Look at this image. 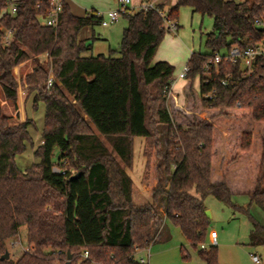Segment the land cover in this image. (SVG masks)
Returning <instances> with one entry per match:
<instances>
[{
  "label": "trees",
  "instance_id": "trees-1",
  "mask_svg": "<svg viewBox=\"0 0 264 264\" xmlns=\"http://www.w3.org/2000/svg\"><path fill=\"white\" fill-rule=\"evenodd\" d=\"M37 1L15 0L11 14L7 0H0L4 96L17 101L14 69L33 57L47 54L57 80L44 90L48 69L39 61L25 76L35 105L44 101L46 112L35 150L40 160L24 170L16 156L26 150L33 120L11 123L0 107V264H53L54 253L68 258L69 252L71 261L81 259L78 264H148L137 258L136 247L151 245L161 206L197 247L210 225L208 196L246 213L253 225L251 245L264 246V216L258 219L251 210L255 205L264 213V56L246 69L240 62L205 67L235 45L244 49L264 41V0H177L167 10L158 4L141 7L125 14L119 49L89 56L84 52L91 44L79 34L101 24L98 11L76 15L65 2L55 28L42 23ZM184 5L210 15L213 28L205 33L208 50L190 55L187 103L179 105L172 94L175 67L153 60L170 30L159 10L179 29ZM6 29L13 30L8 45ZM197 75L199 95L193 86ZM160 125L167 126L166 148ZM136 137L145 139L141 186L127 170ZM237 193L250 197L248 206L233 201ZM22 226L32 250L2 260L7 241ZM199 256L206 264H220L215 245L201 248Z\"/></svg>",
  "mask_w": 264,
  "mask_h": 264
},
{
  "label": "rangeland",
  "instance_id": "rangeland-1",
  "mask_svg": "<svg viewBox=\"0 0 264 264\" xmlns=\"http://www.w3.org/2000/svg\"><path fill=\"white\" fill-rule=\"evenodd\" d=\"M10 1L11 2L8 9L11 8V5L15 0ZM70 1L73 3L74 8H76L77 11H83L84 9L91 10L92 7H95L100 11L116 8V5H113V0ZM126 19L127 18L125 15H122L118 19L117 23L109 27H102L101 24L95 25L94 29L96 35L99 33L105 35L109 29H115L107 40L103 39L104 36H102L101 39H96L93 47L89 50H86L84 55L89 56L100 53L108 54L111 49H119L122 32H119L116 28H118L121 23L125 22ZM178 23L180 25L179 29L169 30L165 38H170V36L177 37L179 36L177 35L179 33L184 41L189 46L193 47L195 51L205 52L208 50L205 44V33L211 31L213 28V18L210 15H203L200 12L193 13V9L190 6L184 5L180 8ZM90 30V27L83 28L79 36L81 38L87 37V35L90 34ZM179 43L183 45L185 44L184 42ZM176 46L178 48H176ZM186 49L189 51L186 44L184 47H182V45L178 46L177 43L174 45L172 42L167 41V43L164 44L163 52L166 55H172L177 52L185 53ZM37 61H39L48 69V77H54L52 63L47 54L39 56L38 59L33 57L25 62L23 69H19L17 71L16 68L14 69V73L18 81V94L21 92V86L28 87L29 89V86L25 83L24 79L25 76L32 71L33 66L37 63ZM187 61L188 60L186 59L184 64H180L179 66L174 64V93L179 95L180 104L184 102L183 93L184 95L186 94V85L184 87L183 85L185 82L188 83L189 80H187V78L180 79L179 74L181 71H183ZM18 75L20 78H18ZM21 75L23 76L21 77ZM48 81L49 80H46L42 85L44 90H51L53 87V85L47 87ZM56 81L57 80H53V83ZM194 86V93L199 95L200 75L196 76V79L194 80ZM34 95L35 91L32 92L31 96L26 102V110L29 116L27 118H31L33 120L29 126L30 140L27 141L26 150L16 156V163L22 170L31 166L33 163L39 162L40 160L36 156L35 150L41 144L42 140V132L45 124L46 104L44 101H39L35 105ZM192 100L193 99L191 98V101ZM193 102L197 103L195 99ZM0 107L2 108V112L10 117L11 123H19L18 103L17 101L14 102L4 96L1 85ZM196 107H198V104H196ZM208 116L209 114H202L200 117L207 118ZM181 118L182 114L181 116L179 114V119ZM159 127L162 132L163 148H166L167 126L160 125ZM92 128L94 132H98L94 127ZM100 138L109 148V150L112 151L120 164H123L118 155L114 152L110 141L102 135H100ZM142 139V137H136L134 140L133 165L131 168H127L131 178L139 186H141L143 170L145 167L143 149L142 147L140 148V142ZM158 161L159 158L156 157L155 163ZM233 201L240 206H248L250 203V197L245 193H237L233 196ZM162 206L160 209L162 213L157 219L156 230L151 245L147 249L139 252L137 255L145 256L146 262L148 264H206V262L199 256V250L202 248V244H205L207 249H209L213 236H216L217 238V243L215 246L218 247V260L220 264H255L252 260V253H258L262 258V264H264V246H252L250 243V235L253 229L252 222L246 213L235 210L229 203L219 200L214 196H208L205 199V206H207V209L211 212L210 225L208 226L205 239L198 243L197 247L188 242L179 226L175 225L170 219H167L164 216V209ZM251 210L258 219L264 216L263 211L255 205H252ZM183 248L186 250L187 257L184 256ZM7 250L10 252V258H13L14 260H17L24 252L32 250V245L27 242L26 226H22L19 233L7 241ZM46 250L51 251L49 248ZM67 260L68 258L65 255H59L56 253L53 255V264H65ZM80 261L81 259L74 262L71 261V264H78Z\"/></svg>",
  "mask_w": 264,
  "mask_h": 264
},
{
  "label": "built area",
  "instance_id": "built-area-1",
  "mask_svg": "<svg viewBox=\"0 0 264 264\" xmlns=\"http://www.w3.org/2000/svg\"><path fill=\"white\" fill-rule=\"evenodd\" d=\"M117 1H118L117 8L109 9L106 11H98V14L102 17L101 25L109 26L115 23L116 21H118L120 16L132 12L131 11L132 0H117ZM7 2L8 4H10L11 1L7 0ZM65 2L66 0H39L36 2L34 8L37 11L41 9L44 11V14L40 15L43 24L56 28L60 23V17L63 12ZM154 6L155 3L153 0L147 3H142L141 5V7L144 8L154 7ZM9 11L11 14H15L16 5L14 2L12 3ZM159 11L165 18L166 27H168L170 30H176L177 29L176 21L170 20L166 16V13L162 12L161 10ZM261 23L264 26V21H262ZM12 38H13V30L6 29L3 35L4 44L6 45L10 44ZM259 56H264V41L244 49H240L238 46L235 45L228 51L217 53L214 56V58L210 59L209 62L206 63L205 67L206 69L209 70L210 68H212V66H216V69L218 70V66L221 62H229V63L240 62L242 68L246 69V68H250L254 60ZM188 71H189V66L188 64H186L184 66L183 71L180 72L179 77L182 78L186 77ZM48 80L49 81L47 87H50L53 84L54 77L50 76ZM223 83H225V81ZM56 170L59 169L56 167ZM216 243H217V238L216 236H213L211 240V245H216ZM201 246L202 248H207L205 244H202ZM147 248L141 249L139 247H136V256L138 255L139 252ZM83 256L84 257L88 256L87 250L83 251ZM137 258L142 263L146 262V258L143 255L137 256ZM252 260L255 264H261V259L257 254H252Z\"/></svg>",
  "mask_w": 264,
  "mask_h": 264
},
{
  "label": "crops",
  "instance_id": "crops-1",
  "mask_svg": "<svg viewBox=\"0 0 264 264\" xmlns=\"http://www.w3.org/2000/svg\"><path fill=\"white\" fill-rule=\"evenodd\" d=\"M114 1V4L113 5H116V8L118 7V1L117 0H113ZM154 1V3L155 4H158V5H161V6H163L164 7V9L165 10H167V9H169V8H171L175 3H176V1L177 0H153ZM66 2H68L69 3V5L71 6V9H72V11H73V13L74 14H76V15H80V16H82V15H84L87 11H90V9H84L83 11H77L76 10V8H74V5H73V3L70 1V0H66ZM142 3H143V1L142 0H132V6H131V11L132 12H134V11H136V10H138L139 8H141V5H142ZM112 5V6H113ZM92 9H95V10H97V11H100L99 9H97V8H95V7H92ZM91 9V10H92ZM112 9V8H111ZM118 21H116L115 23H117ZM115 23H113V24H115ZM113 24H111V25H113ZM111 25H109V26H111ZM128 25V20L126 19L125 20V22H123V23H121L120 24V26H118V28H116L119 32H122L123 33V30H124V28L126 27ZM102 27H109V26H103V25H101ZM90 34L89 35H87V37H85V38H81L80 36V38L81 39H87L88 41H87V43H89V44H91V48L93 47V44H94V42H95V40L96 39H101V37L102 36H104L103 37V39H108L109 38V36L111 35V33L113 32V30L115 29V28H112V29H109L108 31H107V33H105V35H102V34H98V35H96V32H95V29L94 28H91L90 27ZM81 33V32H80ZM168 33V32H167ZM166 33V34H167ZM80 35V34H79ZM177 35H179V36H177V37H172V36H170V38H165V39H163V41H162V43L160 44V46H159V48H158V50H157V53H156V55H155V57H154V60H153V63H155V62H157V61H168V62H170L174 67H175V65H180V64H184V62L186 61V59L187 60H189L188 58H190V55H191V53L193 52V51H195V49L193 48V47H191V46H189L185 41H184V39L181 37V35L178 33ZM166 36V35H165ZM167 41H169V42H172L174 45H175V43H177V45L179 46H181L182 45V47H184V45L186 44L187 45V47H188V49H189V51L186 49V51H185V53L184 52H177V53H175V54H172V55H166V54H164V52H163V49H164V44L165 43H167ZM178 41V42H177ZM179 42H184L185 44L183 45V44H180ZM176 48H178L177 46H176ZM180 53V54H179ZM184 53V54H183ZM188 62V61H187ZM175 64V65H174ZM25 65V63H23V64H21V65H19V66H17L16 67V71L17 70H21V69H23V66ZM175 71V70H174ZM23 75H21V77H22ZM18 78H20V76L18 75ZM180 79H186V77H184V78H182V77H179ZM196 79V78H195ZM194 79V80H195ZM20 80V79H19ZM175 80V79H174ZM188 80V79H187ZM188 84H189V82L187 83V82H185L184 83V85H183V87L186 85V87L188 86ZM174 86H175V82H173V85H172V94L176 97V99H177V102H178V104L179 105H185L186 103H187V99H186V95H184V93H183V96H184V102L182 103V104H180V99H179V95H176L175 93H174ZM193 86H194V82H193ZM195 87V86H194ZM20 89H21V92L18 94V100H17V103H18V113H19V120H18V122H22V121H24L27 117H29L28 116V113H27V110H26V102H27V100H28V98L31 96V94H32V92L33 91H30L29 89H28V87H23V86H21L20 87ZM143 138V137H142ZM136 139V138H135ZM144 138L142 139V141L140 142V148L142 147V149H143V147H144ZM57 153H59V152H57ZM145 162H146V159H145ZM206 208H207V206H206ZM252 254H257V255H259L258 253H252ZM251 254V255H252ZM259 257H260V259H261V264H262V258H261V256L259 255Z\"/></svg>",
  "mask_w": 264,
  "mask_h": 264
},
{
  "label": "water",
  "instance_id": "water-1",
  "mask_svg": "<svg viewBox=\"0 0 264 264\" xmlns=\"http://www.w3.org/2000/svg\"><path fill=\"white\" fill-rule=\"evenodd\" d=\"M80 173H76L73 175V177H77ZM205 213L208 217H211V212L210 210L206 209ZM10 258V252L8 250H6V252L1 256V259H9ZM71 260H72V254L69 252L68 253V260L65 264H71Z\"/></svg>",
  "mask_w": 264,
  "mask_h": 264
}]
</instances>
